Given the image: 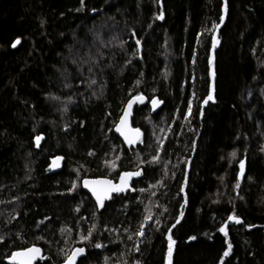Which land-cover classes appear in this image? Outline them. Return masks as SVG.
I'll list each match as a JSON object with an SVG mask.
<instances>
[{"label":"trees","instance_id":"1","mask_svg":"<svg viewBox=\"0 0 264 264\" xmlns=\"http://www.w3.org/2000/svg\"><path fill=\"white\" fill-rule=\"evenodd\" d=\"M126 172L103 207L83 188ZM172 241L171 264H264V0H0V264H169Z\"/></svg>","mask_w":264,"mask_h":264},{"label":"water","instance_id":"2","mask_svg":"<svg viewBox=\"0 0 264 264\" xmlns=\"http://www.w3.org/2000/svg\"><path fill=\"white\" fill-rule=\"evenodd\" d=\"M164 16H165V14L163 12L161 14V17H162L161 20L164 19ZM140 47H141V45H140ZM137 97H142L143 99L142 100H138V99H136ZM147 102H148L147 96L144 95V94H140V95H136V96L131 97L127 101V103L125 105V108L123 110V113H122L119 121L117 122V124L114 127V132L122 139V141L124 142V144L126 146H128V147H136L139 144L140 140H141V137H142L143 132H142L141 128L134 126V124H133V116H134V111H135L136 106H144V105L147 104ZM130 103H131V108H129V104ZM125 118L127 120V123L126 124H121V121L123 119H125ZM118 128L120 129V131L117 130ZM136 129H139V136L138 137L135 134V130ZM126 136L128 137L127 139H126ZM38 137L40 138L39 139V142H37V138ZM44 139H45V136L43 134H41V135H39V136H37L35 138V146H36V148H38V149L40 148V146H41V144H42V142H43ZM129 139L133 140L134 142L129 143ZM63 162H64V158L61 155L54 156L51 159V163L47 167V169L49 170V172H54V171L60 169L63 166ZM126 173H128V172H126ZM240 173L243 174L244 171L242 170ZM240 178H242V175H240ZM97 180H107V181H111L112 184H114V185H119L121 183V180L120 179H119V181L116 182V181L112 180L109 177H87V178H84L83 181H82L83 188L86 191H88L98 203H100V202L97 200L96 194L92 191V186H85V182L86 181H97ZM132 184H133V177H131L128 180V183L125 186V189L124 190H131V189H133V185ZM114 193L115 192L109 193L110 198L112 197V195ZM110 198H106V199H104V201L105 200H108ZM32 247L39 248L40 249V252L35 255V257L31 261V264H36L37 261L42 260L44 258L43 248L40 245H31V246H29L27 248L14 251L13 254L7 260L8 264H23V259H12L13 255L15 253H17V252H26L27 249L32 248ZM79 248H83L84 249V252L82 254H78L74 258V264H78L80 258L86 254V248L83 247V246L75 247L70 252V254L67 257V259L64 262H62L61 264H69L68 258L72 255V253L76 249H79Z\"/></svg>","mask_w":264,"mask_h":264},{"label":"snow or ice","instance_id":"3","mask_svg":"<svg viewBox=\"0 0 264 264\" xmlns=\"http://www.w3.org/2000/svg\"><path fill=\"white\" fill-rule=\"evenodd\" d=\"M162 18V17H161ZM17 43H19V41H17ZM214 75V73H213ZM136 99L138 100H142V97H137ZM209 100H212L213 97L209 96L208 97ZM159 103L158 101H153V104H157ZM129 108H131V103L129 104ZM127 120L126 118L123 119L121 121V124H126ZM118 131H120V129H117ZM135 134L138 137L139 136V129L135 130ZM128 137L126 136V139ZM39 137L37 138V142H39ZM134 142L133 140L129 139V143ZM233 155H235V153H233ZM155 159H158L155 158ZM112 166H115L114 162H111ZM241 170H243L244 168V164L243 162H241L240 164ZM141 175L140 172H133V173H124L121 177V183L119 185H114L112 184L111 181H107V180H97V181H86L85 182V186H92V191L96 194V198L97 200L100 202V206L103 207L104 204V199L106 198H110L109 193L111 192H120L123 191L125 189V186L128 183V180L132 177V176H139ZM233 219H235V217H233ZM179 222V221H177ZM237 222L239 223V220H237ZM221 231H224V229L222 228ZM139 235H143V231L138 233ZM91 237V231H89L87 236H82L81 239H89ZM131 238V237H129ZM169 239L171 240V237H169ZM193 239H195V237H193ZM175 242L172 241L169 245V251H168V255H169V264H171V255H172V245ZM96 247H101V245L97 244ZM229 250L231 249V245L228 246ZM40 252L39 248L36 247H32L27 249L26 252H17L13 255L12 259H23V264H31L32 259L35 257L36 254H38ZM84 252L83 248H79L76 249L72 255L68 258L69 260V264H74V258L78 255V254H82ZM225 255H228V252H225Z\"/></svg>","mask_w":264,"mask_h":264},{"label":"rangeland","instance_id":"4","mask_svg":"<svg viewBox=\"0 0 264 264\" xmlns=\"http://www.w3.org/2000/svg\"><path fill=\"white\" fill-rule=\"evenodd\" d=\"M154 101H157V100H154ZM159 102V101H158ZM153 103V102H152ZM159 105V103H157V104H153V107L155 108V107H157Z\"/></svg>","mask_w":264,"mask_h":264},{"label":"bare ground","instance_id":"5","mask_svg":"<svg viewBox=\"0 0 264 264\" xmlns=\"http://www.w3.org/2000/svg\"><path fill=\"white\" fill-rule=\"evenodd\" d=\"M87 178V177H86ZM92 196V195H91Z\"/></svg>","mask_w":264,"mask_h":264}]
</instances>
